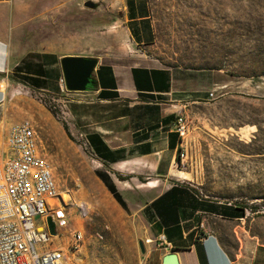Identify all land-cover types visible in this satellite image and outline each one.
<instances>
[{
  "label": "rangeland",
  "instance_id": "rangeland-1",
  "mask_svg": "<svg viewBox=\"0 0 264 264\" xmlns=\"http://www.w3.org/2000/svg\"><path fill=\"white\" fill-rule=\"evenodd\" d=\"M18 1L26 18L32 9L39 13L23 22L26 47L39 43L96 55L128 41L118 0ZM149 3L155 31L144 53L166 66L223 70L221 80L231 81L216 86L214 99L185 109L180 175L209 195L244 206L245 226L264 243V96L248 94L254 85L264 92V0ZM13 88L4 119L33 124L59 189L65 223L52 244L66 242L84 226L86 244L84 252L83 246L75 251L76 264H143L138 248L143 224L96 177L90 153L73 134L57 128L65 124V96L29 88L24 81ZM83 200L89 205L86 218L79 214Z\"/></svg>",
  "mask_w": 264,
  "mask_h": 264
},
{
  "label": "crops",
  "instance_id": "crops-1",
  "mask_svg": "<svg viewBox=\"0 0 264 264\" xmlns=\"http://www.w3.org/2000/svg\"><path fill=\"white\" fill-rule=\"evenodd\" d=\"M118 1L128 41L113 51L88 55L39 43L26 47L23 22L39 13L32 9L28 19L18 0H0V156L10 153L9 128L23 121L4 119L13 86L24 81L29 88L62 94L65 124L57 128L68 135L71 128L83 132V149L91 155L96 177L123 206L116 190L143 224V264H162L170 250L180 264H264V243L245 226L242 205L203 192L181 177L177 166L176 118L190 105L208 100L217 85L231 81L221 80L223 70L166 66L149 57L142 51L155 31L149 0ZM64 55L98 59L94 83L86 90L66 89L60 63ZM248 94L264 96L259 85ZM34 130L38 152L48 159ZM83 231L84 252V226Z\"/></svg>",
  "mask_w": 264,
  "mask_h": 264
},
{
  "label": "built area",
  "instance_id": "built-area-1",
  "mask_svg": "<svg viewBox=\"0 0 264 264\" xmlns=\"http://www.w3.org/2000/svg\"><path fill=\"white\" fill-rule=\"evenodd\" d=\"M214 91L209 99H214ZM180 146L177 163L183 162V139L188 130L184 115L176 118ZM74 139L86 148L82 131ZM9 154L0 156V264H76V254L84 238L77 227L64 243L52 244V235L65 223L59 202V189L49 160L38 152L35 130L29 120L14 123L7 136ZM86 218L89 205L78 203ZM37 216L40 219L37 220ZM55 223L51 233L48 219Z\"/></svg>",
  "mask_w": 264,
  "mask_h": 264
},
{
  "label": "water",
  "instance_id": "water-1",
  "mask_svg": "<svg viewBox=\"0 0 264 264\" xmlns=\"http://www.w3.org/2000/svg\"><path fill=\"white\" fill-rule=\"evenodd\" d=\"M61 69L65 87L68 91H84L87 86L94 83L93 72L98 63L96 57L80 55H64L61 60ZM48 226L51 233H56L55 223L49 218ZM140 252L145 253V244L142 238L138 239ZM162 264H180L178 255L170 250L163 255Z\"/></svg>",
  "mask_w": 264,
  "mask_h": 264
},
{
  "label": "trees",
  "instance_id": "trees-1",
  "mask_svg": "<svg viewBox=\"0 0 264 264\" xmlns=\"http://www.w3.org/2000/svg\"><path fill=\"white\" fill-rule=\"evenodd\" d=\"M261 74H264V72H261ZM251 75L254 76L255 74H251ZM119 178H125V176H120ZM113 194L121 202V204L123 206H125L124 201L122 200L120 194L116 190H114V189H113ZM242 209H243V214L245 215V207L242 206Z\"/></svg>",
  "mask_w": 264,
  "mask_h": 264
}]
</instances>
